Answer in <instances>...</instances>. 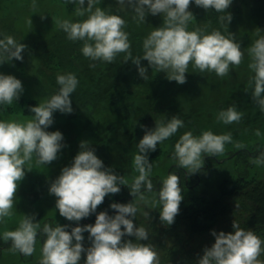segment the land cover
Wrapping results in <instances>:
<instances>
[{"label":"clouds","instance_id":"9594fccd","mask_svg":"<svg viewBox=\"0 0 264 264\" xmlns=\"http://www.w3.org/2000/svg\"><path fill=\"white\" fill-rule=\"evenodd\" d=\"M232 2L194 0V4L205 11L225 13L219 17L222 27H228L232 20L231 13L227 11ZM66 3L78 5L76 14L86 16V19L79 22L58 20L57 23L68 40L83 42L81 52L85 58L111 64L117 56L124 54V62L131 61L145 81L149 79L148 68L141 65L142 60L147 61L148 67L157 73L164 72L167 80L181 85L187 82L186 73L190 65L200 73L214 72L223 78L244 61L245 53L234 34H224L218 29L209 32L200 27L188 30L189 23L195 20L189 10L193 0H116L122 9L124 6L131 9L138 22H145L149 14L163 18L162 25L154 28L144 39L140 56L132 55L129 33L125 31L126 21L96 6L99 0H66ZM32 7H36L35 0ZM44 18L41 15V19ZM255 32L258 38L247 49L250 58L248 68L254 73L251 78L254 85L252 100L264 112V35H260V29ZM26 47L12 36L0 38V64L13 59L22 61ZM89 66L95 68L96 64ZM56 83L58 91L50 99L30 108L32 119L25 122L0 120V222L12 215L20 182L27 171H32L30 164L33 158L37 164H51L58 159L64 147L63 134L47 129L54 123L53 113L73 112L71 96L79 81L75 74L67 73L58 74ZM23 91L19 79L0 73V106H11L20 99ZM242 117L243 113L237 111L233 104L221 110L216 118L218 122L229 125L239 123ZM182 127L184 122L173 116L166 122L156 123L154 129L145 130L137 144L138 153L134 155L133 164L138 175L131 185L123 175H117L112 168L104 166L88 141H82L71 165L63 167L49 187V194L56 198L55 209L59 215L78 226L71 227L69 231L68 224L52 226L46 223L41 228L34 215H24L15 230L4 231L3 240L11 242L13 252L32 256L36 251L37 236L43 234L40 264H81L82 256H86L83 264H160L154 245L141 242L149 239V233L134 223L138 211L134 201L137 198L145 201L143 193L153 191L149 178L152 163L147 154ZM231 141V134L217 135L206 130L194 136L188 131L175 143L173 158L179 167L195 174L203 168L202 157L205 154L213 157L222 155L225 145ZM252 163L264 164V154ZM121 185L128 187L133 200L111 203L110 208L115 215H109L107 211L97 213L98 206L107 196L120 193ZM182 193L178 175L169 174L162 180L158 190L159 219L165 226L175 222L184 198ZM94 213V224L79 226L82 219ZM232 227L234 231L229 233L211 232L215 242L204 248L196 264H264L260 259L264 255V240L235 222ZM85 232L89 234L88 247L84 246ZM125 237H135V241Z\"/></svg>","mask_w":264,"mask_h":264},{"label":"trees","instance_id":"16d2710c","mask_svg":"<svg viewBox=\"0 0 264 264\" xmlns=\"http://www.w3.org/2000/svg\"><path fill=\"white\" fill-rule=\"evenodd\" d=\"M236 2L238 1H234V4L227 11L231 13L232 20H235L236 23L240 19L247 20L248 23L246 25L242 23V25L250 28L243 29L242 25H236L234 33H237L239 27L243 30L235 35V38L240 44L247 43L250 46L258 38L255 30L260 26H264V10L253 8L252 4L247 2V0H241L240 4ZM32 4L33 0H0V22L4 21V37L12 36L15 40L18 39L21 31L20 25L16 24V20L20 18L19 16L24 13L25 9L38 13L33 22L41 21L40 30L26 28L27 42L25 45L27 47L22 52L23 60L13 59L11 62L4 63L5 71H12L16 77L26 80L28 84H30V81L40 77L41 93H38L33 99L23 98L24 102L21 100L24 104L22 113L27 117H33L30 112L31 107L44 103L58 91L59 86L56 83L58 74L73 73L76 75L79 84L71 96L73 112L67 115L74 114L76 118L82 119L83 129L90 134L92 132L95 134L98 130L100 134H103L100 130L101 127H95L98 125L96 120L102 118L105 125L120 131L121 135L123 133L129 135L131 146H137L138 138L142 136L143 132V127L138 125V121L135 120L133 122L131 120L134 117V112L137 113L136 110L139 109V107L136 108L138 105L137 98L144 99V105L141 106V109L144 107L145 109H150L151 112L153 110L157 123L166 122L171 116H177L184 122L185 126H188L191 122H200L195 136H199L206 130L221 135L229 134L228 132L236 129L233 125L234 123L225 125L217 121L216 116L221 110L225 109L224 107L216 109L213 105L208 104L207 99L202 101L203 96L199 89L197 91L191 90V88L194 89L195 87L200 88L204 83L203 81L209 76L213 80H216V78L228 80L231 76V79L227 81V85L231 86L234 83L233 78H236L232 76V73L220 78L214 72L213 74H206L195 71L190 65L188 73H186L187 82L181 85L175 81L167 80L164 72L157 73L148 67L147 61L142 60L141 65L148 68L147 75L149 79L145 81L139 76L137 67L131 61L124 62V54L117 56L116 60L111 64L99 61L94 62L83 56L81 52L82 41H70L67 39L66 33L59 27L57 21L79 22L86 19V16L82 17L76 14L78 5L66 3V0H35V8L32 7ZM96 6L103 8L110 14L119 15L126 21L125 31L129 33L133 56H140V53H143L144 39L154 28L160 27L163 23V18L160 15L159 20L156 16L155 18L147 16L145 22H138L132 14L129 13V16H127L128 11L125 10L127 7L124 6L122 9V6L118 5L116 0H99ZM198 12V20L202 18L205 21H210L216 28L220 27V31L228 30L226 25L222 27L219 20V17L225 15V13H217L214 10L205 11L203 8ZM201 13L202 16H200ZM41 15H45V21H42ZM193 26L194 24L190 22L188 30H194ZM191 27L193 28L191 29ZM249 62L250 60L245 61L243 64L246 66V73L244 78L240 80L241 82H238V86L236 85L233 89V99L242 95L241 87L247 82V79L251 88V78L254 73L248 68ZM92 63L96 64L95 68L89 66ZM246 85L249 86L248 83ZM229 90H231L230 87L222 90L223 94L221 96L225 105H228L230 101ZM244 94L250 96L252 88ZM161 95L165 100L162 104L159 103ZM253 102L252 98L250 99L248 96L245 98L244 95H242V98H238L236 103L234 102L238 109L237 111L244 113L241 121L245 119V115L247 117L248 113L261 111L256 103L253 105ZM149 104L152 108H149ZM250 104L253 106H248ZM176 106L182 107L180 111L183 114L179 113L177 115ZM197 106L199 107L198 109H196ZM195 110L198 112H194ZM206 110H211L212 113H207L205 112ZM262 116H264V113L259 114V117ZM124 121L125 126H123ZM241 121L239 125H241ZM221 126L224 128L231 127L228 131H223L222 129L223 132L220 134L218 131ZM239 129L245 135L241 143H229L230 145L225 147L224 153L216 157L205 154L202 157L204 158V166L209 168L214 163H221L240 156L247 161L248 157L256 159L261 154H264V127L256 129L250 126H242ZM248 132L251 134L247 136L246 133ZM94 137H96V140L94 139L92 144L93 148L101 147L100 145L104 144V140L101 137L97 138L96 134ZM176 142V137L173 135L157 145L155 151L147 154L151 160H158L164 157L165 159H162L167 163V169L170 168L166 177L169 174H176L180 178V186L183 189L184 198L180 204L179 214L175 217V222L170 226H165L159 219L161 205L159 204L158 190L162 181L155 175H150L149 177L153 184V191H145L143 193L144 196L151 195V197L154 194L155 198L149 201L150 207L147 208V205L140 206L136 204L138 211L134 223L138 227H144L149 233V239L141 242L154 245L159 254L160 264H196L199 257L203 255L204 248L211 247L215 242V237L211 235V232L213 230L217 233L220 231L225 233L233 232V222L245 230L253 231L264 240V176L250 173L249 168L253 165V159L247 162V170L244 174H236L234 178L225 179L219 184L218 195L208 196V194L203 193L197 196L193 194V191L200 185L201 175L199 172L189 174L187 169L178 166L177 160L173 158ZM237 145L240 146L237 147ZM134 148L129 150V152H125L129 157L127 158L124 155L127 159H123L122 163L119 154L115 158L113 157L115 162H112L111 154L109 160L115 169H118L121 164L124 168H132L133 177L121 174L128 180L129 185L133 182V178L138 175L133 164L134 155L138 153V150L136 147ZM99 155L100 159L105 161L104 156ZM201 170L204 169L202 168ZM48 194L49 190L45 186L41 195L32 200L31 210L27 209L26 215L32 216V212L37 213L35 219L40 217L41 228L46 223L52 226L68 224L70 225L69 231L71 227L78 226L76 222H70L61 217L59 212L53 209L52 205H47L53 200ZM106 198L103 204L98 206L97 213L107 211L109 215H115V211L110 208L111 203H129L133 200L128 187L123 185H121L119 194L107 196ZM38 199L40 204L42 203L41 205ZM44 201L46 202L45 204ZM105 201L109 202L105 203ZM145 213H148V215H145ZM95 218L96 213L82 219L79 222V226L94 224ZM86 233H83V235L88 234ZM124 239L135 241V237H125ZM43 241V234H39L36 241L39 253H41ZM88 246H90V242L85 245V247ZM8 247L11 248V242H5L0 237V257L2 249ZM11 253L19 254V264L33 261V255L24 256L19 252L13 251ZM262 258L264 260V255H262ZM84 259H86V256H82L81 264H83ZM34 264H40V260Z\"/></svg>","mask_w":264,"mask_h":264},{"label":"rangeland","instance_id":"374dc122","mask_svg":"<svg viewBox=\"0 0 264 264\" xmlns=\"http://www.w3.org/2000/svg\"><path fill=\"white\" fill-rule=\"evenodd\" d=\"M234 1H238L236 3L240 4L241 0H233L232 4H234ZM247 2H250L252 4L253 8H257L258 10L262 9L264 10V0H247ZM21 5V4H20ZM201 8L197 7L194 4V0L192 5L190 6V11L193 12L194 16H195V20L192 21L191 23L194 24V28L191 27V29H195L197 27L200 28H206L207 31H212L213 29H218L220 30V27H215L213 25V23H211L210 21H205L204 19H200L199 18V10ZM126 11H128L127 16H129V13L132 14L133 16H135V13L132 12L131 9L129 8H125ZM37 12H30V9H25L24 13L22 15H20L16 21L20 28V34L18 39L16 40L18 43H23L26 44L27 42V37H26V28L30 29V30H40V22H33L36 17H37ZM45 17V15H43ZM150 17H154L152 15H147ZM202 16V13L201 15ZM156 17L158 18V20L160 19L159 15H156ZM242 18V17H241ZM46 19L44 18L42 21H45ZM31 21V23H30ZM232 22H230V24H228V27H226V29L228 30H224L221 31L224 34H227L228 32L237 35L239 34L240 31H242L243 29L246 28H250L249 26L244 27V25H246L248 23L247 20L245 19H240V21L238 23H236L235 20H231ZM235 22V23H234ZM242 23H244V25H242ZM190 24V23H189ZM236 25H242L241 27H239V29L237 30V33H234V29ZM258 29L261 30L260 35H264V26H260ZM4 37V21L0 22V38ZM241 49L244 51L245 56H244V61L243 63L238 67V68H233L231 70L230 73H232V76L236 77L233 78L234 79V83L230 86L227 85V81L231 79V76L228 80L223 79V80H219L216 78V80H213L212 78H210L211 76H209L207 79H205L203 82V85L198 88L195 87L194 89L191 88V90H198L200 91V93H202V101L207 99L208 104L213 105L216 109H219L220 107H224L225 109L228 106L231 105H235V103L238 101V98H242V95H244V97L246 98L247 96L251 99L252 98V94L247 95L244 93H247L245 90L247 89V91H249L251 88H253V83L251 85L250 88V83L249 80L247 79V82H245L242 87H241V91H242V95H239L238 97H235L233 99L232 97V91L235 88V86L238 84V82H241L240 80L244 78V75L246 73V66H244V62L250 60V58L248 57L247 54V49H248V44L247 43H241ZM143 53H140V55H142ZM242 72H240L241 70ZM0 73L2 74H10L15 76L14 73H12V71L10 70H4V63L0 64ZM16 73V72H15ZM206 74H210L208 72H205ZM213 74V73H212ZM39 76V75H38ZM16 77V76H15ZM17 79H19L22 82L23 85V93L20 96V99L16 102H14L11 106H0V120H14L17 122H25L29 119H32V117H27L26 115H24L22 113V108H23V98L24 99H29L33 97H36V95L38 93H41V80L40 77L39 79L37 78L34 81H30V84H28L26 82V80H23L19 77H16ZM210 78V79H209ZM212 83V84H211ZM249 84V86H247L246 84ZM241 84V83H240ZM238 86V85H237ZM227 87H230L231 90H229V95H230V101L228 103V105H225L223 100H222V94L224 89H226ZM236 91V90H234ZM163 95V94H162ZM161 95L159 103L162 104L164 103V99L163 96ZM247 95V96H246ZM22 100V101H21ZM137 103L138 105L136 106V108L139 107L137 111V113L134 112V117H132V121L134 122L135 120L138 121V125L140 127H143V132H142V136H140V138H138V140H140L143 135L145 134V130H151L155 128V125L157 123V119L156 116H154V112L152 110V112L150 111V109H145L143 107V109H141V106L144 105V99H138L137 98ZM158 101V100H157ZM24 102V101H23ZM235 102V103H234ZM157 103V102H156ZM255 104V102H253V105ZM217 105H219V107H217ZM252 104L248 105V106H253ZM148 106V105H147ZM150 106V104H149ZM149 108H152V106H150ZM175 108V107H174ZM178 112L177 115L183 114L182 111V107H178L176 106ZM199 107L197 106L196 109H198ZM194 109V108H192ZM260 109V108H259ZM170 110V109H169ZM238 110V109H237ZM194 112H198L197 110H195ZM205 112L207 113H212L211 110H206ZM264 113L262 111H255L254 113H248L247 117L245 115V119L243 121H241V125H239V123H234L233 125L236 127V129H234V131L228 132L229 134H231L232 137V141L231 142H236V143H241V141L243 140V138L245 137L244 133L240 131L239 127L241 128L242 126H250V127H254L256 129H259L260 127H264V116L259 117V114ZM72 114V113H70ZM244 114V113H243ZM215 116V115H214ZM155 117V118H154ZM173 117V116H171ZM169 117V119L171 118ZM217 117V116H216ZM53 118H54V123L47 129V131H60L63 134V141L62 144L64 145V147L61 149L58 159L53 161L51 164L48 165H41V164H37L35 157L33 158V160L31 161L30 167L32 168V171H27L25 178L20 182L19 185V189L18 192L16 194V201H15V205L12 209V215L8 218H5L4 221L0 222V237L3 239V233L4 231H11V230H15V228L18 227L20 220L24 217V215H26V210H31V203L33 202L32 200L38 198L41 195V192L43 190V188L46 186V188L49 190L50 184L60 175L61 170L63 167L65 166H70L71 163L74 160L75 155L78 153V151L80 150L79 145L82 141H88V144L90 147H94L92 144L94 143V139L97 136V138L101 137L102 140H104V144L102 143L100 146L101 147H95L93 148L95 150V154L100 158L101 156H104L105 161L102 159L104 166L108 167V168H112L113 171L115 172V174L117 175H121L124 174L127 177H133V170L132 168H124L123 166L120 165V167L118 169L114 168V166L111 165L110 163V154L112 155V162L113 161V157L115 158V156L119 154V158L121 160V163L123 162V159H127L129 156L127 153H125L126 151L129 152V150H133L135 149L134 147H136V149L138 150L137 146H131L130 145V138L129 135H127L126 133H123L121 135L120 131H116L114 130V128L109 127L107 125H105V122L102 118L96 120V122H98V125L95 127H101V133L100 134L99 130V134L98 132L94 134V132H92L91 134L88 133L87 131L85 132V130L82 127V119L80 118H76V116L73 115H67V114H62L60 112H55L53 113ZM139 118V119H137ZM134 119V120H133ZM199 119V118H198ZM129 120V119H128ZM130 120V121H131ZM168 120V119H167ZM88 123V122H87ZM199 123L200 122H191L188 124V126L182 127V129L178 130V132L175 134L176 137V141L179 140L180 136L182 134H184L185 132L191 131L193 133V135L195 136V132H197L198 128H199ZM86 125V122H85ZM125 121L123 126H125ZM233 126V127H234ZM231 126L224 128V127H220L219 128V133L221 134L224 130L230 129ZM223 129V131H222ZM226 131V132H227ZM116 132V133H115ZM131 133V132H130ZM247 136L250 135L251 133L248 132L246 133ZM96 140V139H95ZM229 146L230 144H226V146ZM232 146V145H231ZM133 148V149H132ZM123 151V152H122ZM127 156V158L124 157ZM165 159L164 157L159 158L158 160H151L149 159V162L152 163V171L150 173V175H155V177H158L160 179V181H162L164 178H166V174L169 172V169H167V163L165 161H163V159ZM254 160V158H247V161L244 160V157H237L234 159H229V160H225L222 161L221 163H217V164H212L209 166V168H207L206 166H203L204 170H201L199 173L201 175V183L200 185H198L196 187V189L193 191L194 195L200 196V194H208V196H215L218 195L219 193V184L225 180V179H231L234 178V175L239 174V173H245L247 170V162H250L251 160ZM169 160V159H168ZM126 161V160H125ZM178 162V161H176ZM110 163V164H109ZM112 167H111V166ZM29 165H26V167H28ZM250 173H253V175H258V176H264V165H256L253 163V165L250 166L249 168ZM38 184V185H36ZM50 198H53V202H49L47 203L52 205L53 209H55V200L56 198L53 195H49ZM111 196V195H109ZM145 201H140L138 198L134 201L137 205H143V206H148L147 208L150 207V202L151 200H153L155 198L154 194L152 195H145ZM150 198V199H149ZM42 199V198H41ZM107 199V198H106ZM108 200V199H107ZM39 204H40V200L38 199ZM109 202V201H108ZM107 201H105V203H108ZM46 202L44 201V204ZM42 204V203H41ZM40 204V205H41ZM156 204V202H155ZM155 206V205H154ZM51 208V207H50ZM58 211V210H56ZM32 215H37V213H33ZM35 222H41L40 221V217L35 219ZM17 226V227H14ZM87 234V233H86ZM88 235H84V246L86 244H89V240H88ZM5 248L2 249V255L0 257V264H19L20 260H19V254H15V253H11V248L9 249ZM18 253V252H17ZM261 260H263L262 256L260 257ZM39 260H41V253H39L38 250V244L36 243V251L33 254V261L31 263H25V264H34L36 262H39Z\"/></svg>","mask_w":264,"mask_h":264}]
</instances>
